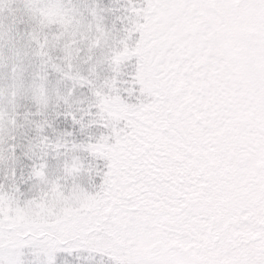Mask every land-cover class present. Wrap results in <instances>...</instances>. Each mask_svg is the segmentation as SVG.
<instances>
[{"label":"snow or ice","instance_id":"snow-or-ice-1","mask_svg":"<svg viewBox=\"0 0 264 264\" xmlns=\"http://www.w3.org/2000/svg\"><path fill=\"white\" fill-rule=\"evenodd\" d=\"M0 264H264V0H0Z\"/></svg>","mask_w":264,"mask_h":264}]
</instances>
